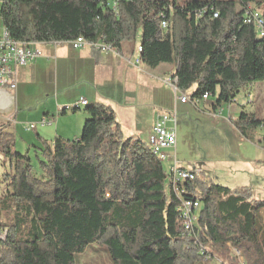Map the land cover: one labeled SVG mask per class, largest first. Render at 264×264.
<instances>
[{"label": "trees", "instance_id": "obj_1", "mask_svg": "<svg viewBox=\"0 0 264 264\" xmlns=\"http://www.w3.org/2000/svg\"><path fill=\"white\" fill-rule=\"evenodd\" d=\"M2 2L4 29L15 40L69 43L80 37L122 56L126 42L139 40L141 51L129 50L141 63L171 65L170 83L186 95L195 86L192 101L213 97L214 111L264 81V35L246 21L248 2L264 21V0ZM84 106L78 139L43 140L39 172L28 153L13 150V135L0 131V153L9 162L3 174L9 191L0 192V202L10 219L0 222V232L7 231L0 264H78L93 244L112 264H210L231 249L243 264H264V200L207 185L203 169L179 184L178 195L149 144L124 136L113 106ZM234 124L246 135L263 128L264 118L243 108ZM184 198L200 202L192 233L178 210ZM232 264H240L238 257Z\"/></svg>", "mask_w": 264, "mask_h": 264}, {"label": "rangeland", "instance_id": "obj_2", "mask_svg": "<svg viewBox=\"0 0 264 264\" xmlns=\"http://www.w3.org/2000/svg\"><path fill=\"white\" fill-rule=\"evenodd\" d=\"M2 3L3 2H0V8ZM3 30L4 25L0 17V33ZM138 43L139 40L128 41L125 46L135 51ZM39 46L41 47L43 56H46L45 53L46 50H48L46 45L39 44ZM83 48H87V46ZM134 54L137 55L136 52H134ZM47 67L53 75L55 71L61 73V70L65 69L64 67H58L54 60L48 62ZM141 67L143 70L133 68V76L136 78L134 77V79L130 81L127 79L125 87L128 90V96L135 97L140 101V106L144 110V113H146L145 120H143L145 126L143 139L146 140L149 138L147 131L152 124L153 118L156 119L154 114H156L157 111L171 115L176 114L178 120L175 152L183 167L188 169L202 168L204 171L202 177L206 180L207 185L221 184L232 189L245 190L251 198L264 200V127L249 131L244 135L234 124V117L236 115L239 116L241 110L246 106V111L251 110L256 113L257 117L264 118V81H256L244 88L237 95L235 99L236 102L231 105L225 104L222 108L217 110L218 115L214 116L215 114H208L204 107L214 101L213 97L198 104L196 107L191 105L183 107L178 102L176 109L175 90L174 87L169 84L171 77L168 76L167 78H163L160 75L161 68H159L160 70H151V68L149 69V67L143 63H141ZM70 68V66L67 67V71H70ZM145 71L154 73V76ZM21 74L22 71L19 72L17 91L11 89L10 92L11 96L14 97V101L12 100V102L9 103L10 99H5V103H7L6 106L11 107V109L15 111L13 112L16 114V117H14V113H12L10 108L5 110L4 113L0 110V129L2 128L0 131L12 125H17V122L22 123L23 121H20L22 120L20 118L23 116L26 117L23 124L37 121L38 116L43 112H48L47 110H50L49 112L54 111L57 107V102H62L59 100L60 98L63 101L73 103L75 99L83 94L87 98H94L95 96L94 85L85 84L77 87L73 85V87L70 88L72 84L78 80L77 78H80L81 73L78 69L75 75L65 79L58 76L56 86L55 83L53 85V80L52 83L48 81L49 84L47 85L41 84L40 81L23 84V78L20 76ZM135 80H138L141 85L138 87V91L135 90L133 92L131 87L133 83L131 82ZM119 83L120 82L116 81L114 85H104L99 88L95 87L102 95L106 96L103 97L105 99L104 102L116 108V103L111 101V99H113L112 92L114 94L118 92L122 94L123 87ZM65 85L70 89L66 90V87H64ZM6 89L9 90L10 88L6 87ZM56 90L59 94L56 93ZM195 90L196 87L194 86L188 91V95H192ZM179 94H181L180 91ZM72 103L69 105L71 108L65 112L66 114H63V111H58L57 108L56 115L57 113L61 115H71L84 112L86 106H80L77 110H73L74 103ZM237 103H244L247 105L240 106V108ZM234 106L236 108H234ZM120 114L122 118L123 115L126 116L124 118L126 122H128L126 128L129 129V121H127L129 120L127 117L128 114ZM130 118L132 121L131 114ZM53 125L54 124L45 126L39 125L37 129L30 131H26L19 127L12 136L14 140V145L12 146L13 150L28 153L32 159L36 172H39L41 169L39 160L43 159L41 149L44 147V142L41 141V146L39 147H30L29 141L38 139L37 131L40 132L43 128H53ZM82 128L78 131V136H81ZM53 138L54 136L48 135L46 140L52 143L51 140H53ZM166 152L174 154L173 149L167 150ZM170 164V160L164 162L166 171H169ZM8 169L9 162L6 157L0 153V192L4 195L9 191L3 176ZM201 191L203 192V190ZM8 213L9 211L0 202V222L10 221L7 216ZM237 257L240 264H243V258L240 256L239 252L236 249H231L225 255L217 254L216 257L214 256L210 264H232ZM78 264H112V262L107 251H105L101 245L93 244L79 257Z\"/></svg>", "mask_w": 264, "mask_h": 264}, {"label": "crops", "instance_id": "obj_3", "mask_svg": "<svg viewBox=\"0 0 264 264\" xmlns=\"http://www.w3.org/2000/svg\"><path fill=\"white\" fill-rule=\"evenodd\" d=\"M42 44H45L46 47L48 48V50H46V53H45L46 56L45 55L43 56L42 54L35 61L28 63V65L24 67H20L18 70V79H19V72L22 71V74L20 76H22L23 78L22 80L23 84H27V83L29 84L31 82L34 83V82L40 81L41 84L47 85L49 83H52V80H53V85L55 83V86H56L58 76H61V78L65 79L67 77L75 75V72L78 69V71L81 73L80 78L78 77L77 78L78 80H76L70 88H72L73 85L74 87H77L79 85H85V84L86 85L90 84L91 86L94 85V90H95L94 95L95 96L94 98H87L83 94L79 98L75 99L73 103L76 104L77 101H79L82 97H84L85 99L88 100L89 104L98 103V102L109 104L107 102H104L105 99L103 97H106V96L102 95L95 87L99 88L100 86H104V85H114V83L118 81L120 82L119 84L122 85L123 87L122 94L120 92L115 93V94L112 92L113 99H111V101H114V103H116L117 108L115 106L113 108L116 111L118 121L121 123L123 134L125 137L140 138L144 140L145 142H147L148 139L146 140L143 139L144 133H145L144 131L145 126L143 124V120H145L146 113H144V110L140 106V101H138L135 97L128 96L127 94L128 90L125 87L127 84L126 83L127 79L130 81L131 79H134L135 77L133 76V68L135 69L138 68V69L143 70V68L141 67V63L138 65V67L134 65L133 61L137 58V55H135L134 53H131L129 49H127L124 55L122 56V55H119L117 51H115L116 52V55H115L111 53L100 52L91 47L74 49L70 43H63L58 46H55L54 44H50V43H42ZM38 47L41 49L40 46ZM52 60H54L57 63L58 67H61V68L64 67L65 69L61 70V73L60 72L57 73L55 71V74L53 75V73L49 69H47L48 62ZM69 66L71 67L70 71H67V67ZM159 68H161L160 75L163 78H167L168 76L172 77L174 73V69L171 65L163 64V65H160L156 69L160 70ZM145 72L154 76V73L152 72H149V71H145ZM131 83H133L132 85L130 84L132 87V91L133 92L135 90L138 91V87L141 85L140 82L138 80H135V81H132ZM64 87H66L65 88L66 90L70 89V88H67L68 87L67 85H65ZM15 90L17 91V89ZM10 92L11 90L10 89L8 90L6 88H5V91L3 92L4 101L3 103H0V110L3 113L5 110H8L9 108L12 111V113L15 112L14 110L11 109V107L6 106L7 103H5L7 99H12L14 101L13 99L14 97L11 96ZM56 93L59 94L57 90H56ZM59 100H61L62 102L60 101L57 102L58 104H57L56 109L58 108V111H60L59 110L60 106L70 105L72 103V102L70 103V102L63 101L61 98ZM205 101L206 100L201 101L200 103H203ZM178 102L183 107H186L189 105L193 107L198 106V104L191 103V102H185V103L181 101H178ZM178 102L175 103L176 109H177ZM212 105H213V102L209 103L208 105H205L204 106L205 111L210 115L215 114L214 116H217L218 112L217 110L214 111ZM244 105H247V104H244V103L238 104L239 107L244 106ZM246 107L244 109H246ZM234 108L236 107L234 106ZM56 109L52 112H49L50 110H47L48 112L45 111L42 114H40V116H38L37 121H39L43 117H49L50 119H52L53 121L52 124L54 125H53V128H50V129L43 128V130L40 131L41 133L37 131L38 139H32L31 141H29L30 147L41 146V141H43L44 139L46 140V137L48 135L52 137L54 136V138L61 136L63 138L70 139V140L78 139L80 137L78 136V133H79L78 131L83 127V124L87 118L86 113L81 112V113H75L71 115H61L60 113H57L56 115ZM118 109H120L121 112ZM120 113L128 114L127 117L129 120L127 121H129V129L126 128V125L128 126V122H126V119H124L126 116L123 115V118H122V115ZM63 114H66V113L64 112ZM130 114L132 115V121L130 118ZM154 116L156 117V114H154ZM14 117H16L15 113H14ZM23 117L20 118L22 119L20 121L24 122L26 120V117L25 116ZM237 118H238V115L234 117V119H237ZM154 120L155 118H153L152 124L147 131L148 136L151 132ZM23 122L22 123L17 122V125L15 126L12 125L11 127H8L5 129L3 128L4 129L3 131H7L11 133L12 135L15 134L16 129H18L19 127L25 129L26 131H30L25 128L26 123L23 124ZM53 140L51 141L53 142ZM175 151L176 149H173V152Z\"/></svg>", "mask_w": 264, "mask_h": 264}, {"label": "built area", "instance_id": "obj_4", "mask_svg": "<svg viewBox=\"0 0 264 264\" xmlns=\"http://www.w3.org/2000/svg\"><path fill=\"white\" fill-rule=\"evenodd\" d=\"M252 3H247L246 11V21L251 23L254 22L256 28L259 30L261 35H264V21L260 17V13L256 11L251 12ZM217 15V14H216ZM168 23L163 20V27H167ZM66 42L56 41L50 44L58 46ZM74 49H80L85 46L100 50L104 53H113L116 55L115 50H112L111 46L99 43H81V38L69 42ZM39 44L30 41H21L15 39H7L3 31L0 33V103H3V92L6 87L10 90L17 89L18 86V70L20 67L28 65V63L35 61L38 57L42 55L41 49L38 47ZM134 65L138 67V57L133 61ZM174 87L176 100L175 103L181 101L200 103L201 101L207 100L209 98L208 94H204L201 99H196L192 101L190 97L186 94H179L174 83H169ZM11 100V101H10ZM9 103L12 102V99ZM84 97H82L76 103H83ZM60 111H67L71 107L69 105L60 106ZM177 115L167 114L161 111L156 113V119L154 125L149 134L147 143L149 146L154 147L158 151V158L165 162L167 160L171 161L169 168V185L176 191L178 195H181L179 184L183 182V177L185 176H199L202 172V168H185L182 163L178 160L176 153L169 154L166 151L169 149H176L177 144ZM52 119L43 117L39 121L30 122L25 124L27 130H34L39 127V125L45 126L52 124ZM200 208V202L197 199L184 198L180 207L178 208L180 216L183 220L185 230L189 233L193 232L194 222L197 220L196 212ZM7 231L0 232V240L6 238ZM211 255L206 254V259H210Z\"/></svg>", "mask_w": 264, "mask_h": 264}, {"label": "bare ground", "instance_id": "obj_5", "mask_svg": "<svg viewBox=\"0 0 264 264\" xmlns=\"http://www.w3.org/2000/svg\"><path fill=\"white\" fill-rule=\"evenodd\" d=\"M2 1H3V0H0V2H2ZM162 25H163V23H162ZM3 33H4V35L7 36V39H12L11 37L8 36V34L6 33L5 29L3 30ZM81 43H90V42H87V41L81 39ZM112 50H113V49H112ZM137 51H138V53L141 51V47H140V46L137 47ZM140 63H141V61H140V59H138V65H139ZM87 103H88L87 99L84 98L83 103H76V104H74V107H73V108H76V109H77V108H79L80 106H84V105H86ZM150 147H151L153 153L156 154V155L158 156V151H157V149H155V148L152 147V146H150ZM195 177H196V176H185V177H183V180H187V179H195Z\"/></svg>", "mask_w": 264, "mask_h": 264}]
</instances>
